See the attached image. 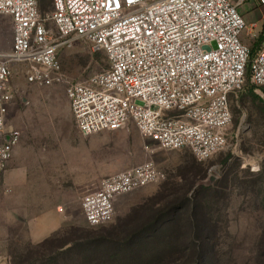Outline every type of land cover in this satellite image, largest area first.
<instances>
[{
    "label": "built area",
    "instance_id": "built-area-1",
    "mask_svg": "<svg viewBox=\"0 0 264 264\" xmlns=\"http://www.w3.org/2000/svg\"><path fill=\"white\" fill-rule=\"evenodd\" d=\"M247 1L53 0L52 14L44 17L39 0H0V19L8 18L13 29L11 48L0 49V174L22 137L8 125L14 67L26 65L27 82L39 89L62 83L60 52L76 40L108 62L101 73L67 87L83 137L133 125L147 152L189 149L201 162L212 158L228 144L232 95L248 74L264 87V40L253 59L244 43L249 26L240 8ZM255 1L264 7V0ZM161 178L150 159L82 186L87 224L111 223L122 196Z\"/></svg>",
    "mask_w": 264,
    "mask_h": 264
},
{
    "label": "rangeland",
    "instance_id": "rangeland-1",
    "mask_svg": "<svg viewBox=\"0 0 264 264\" xmlns=\"http://www.w3.org/2000/svg\"><path fill=\"white\" fill-rule=\"evenodd\" d=\"M42 7H50V12H41L48 17L53 0H43ZM240 12L249 26L244 43L251 49L264 38V7L249 0ZM252 24L256 27L251 28ZM47 28L56 33L49 19ZM12 41V25L3 19L0 49H10ZM59 58L64 81L42 89L27 82L26 65L14 67L15 98L8 125L22 137L5 171L16 173V177L2 189L6 196L0 193V200L13 202L15 215L13 226H0L1 258L8 264H83L79 252L84 249H70L103 238L116 243L112 253L123 257L139 248L127 236L136 222H142L139 207L157 209L168 201L183 199L187 192L189 197L199 192L218 226L214 264H264V93L260 87L247 77L244 87L232 95L228 144L201 162L189 149L151 148L147 152L133 125L83 137L75 125L67 87L104 71L107 58L82 40L62 48ZM150 159L160 170L161 180L122 196L111 223L90 227L78 195L85 186L82 183L100 181ZM52 215L63 222L62 228L49 237L52 243L46 249L35 248L28 241V222Z\"/></svg>",
    "mask_w": 264,
    "mask_h": 264
},
{
    "label": "trees",
    "instance_id": "trees-1",
    "mask_svg": "<svg viewBox=\"0 0 264 264\" xmlns=\"http://www.w3.org/2000/svg\"><path fill=\"white\" fill-rule=\"evenodd\" d=\"M39 1L41 12L51 11L50 7H42L43 0ZM263 40L250 49L251 59ZM260 90L264 93V87H260ZM197 194L189 197L187 192L183 199L168 201L157 209L145 205L139 207L137 211L141 213L138 219L142 222L140 225V221L136 222L127 235L128 241H134L139 248L129 250L123 257L112 253L116 243L109 238L100 239L104 240L101 242L90 241L70 250L84 249L79 252L85 259L83 264H214L218 248V226L210 218L205 198L199 196V192ZM51 243L52 238H48L35 248L46 249ZM105 243L109 246L104 247L102 244Z\"/></svg>",
    "mask_w": 264,
    "mask_h": 264
},
{
    "label": "crops",
    "instance_id": "crops-1",
    "mask_svg": "<svg viewBox=\"0 0 264 264\" xmlns=\"http://www.w3.org/2000/svg\"><path fill=\"white\" fill-rule=\"evenodd\" d=\"M8 20V18H1V20ZM14 177H16V173L13 172H5L0 174V193L2 197H5V193L2 190L5 185H11V180H14ZM96 181L90 180V181H84L82 185H87L92 182ZM0 207L7 208V210L4 212V210H0V226L4 228V226H13L15 222V215H14V205L13 202L5 201L4 199L0 200ZM2 208V209H3ZM1 209V208H0ZM10 209V210H9ZM5 217V222H3L4 215ZM52 216L54 218H52ZM51 217H36L28 222V230H27V236H28V241L31 242L32 244H40L46 239H48L52 234L56 233L57 231L60 230L63 226V222L58 221L55 219V216L57 215H52ZM0 227V231L3 230V228ZM4 255V253L0 254V264H8L7 260L5 261V258H1Z\"/></svg>",
    "mask_w": 264,
    "mask_h": 264
}]
</instances>
